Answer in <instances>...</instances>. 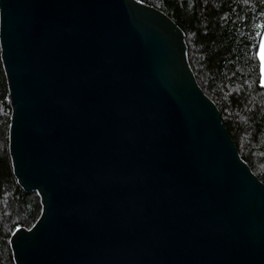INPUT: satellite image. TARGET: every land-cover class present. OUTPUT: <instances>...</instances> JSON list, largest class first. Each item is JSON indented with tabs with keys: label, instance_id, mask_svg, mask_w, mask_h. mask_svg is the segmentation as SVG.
Listing matches in <instances>:
<instances>
[{
	"label": "water",
	"instance_id": "95a60500",
	"mask_svg": "<svg viewBox=\"0 0 264 264\" xmlns=\"http://www.w3.org/2000/svg\"><path fill=\"white\" fill-rule=\"evenodd\" d=\"M9 153L41 215L15 264H264V183L139 0H0ZM264 32L258 59L264 83Z\"/></svg>",
	"mask_w": 264,
	"mask_h": 264
},
{
	"label": "trees",
	"instance_id": "16d2710c",
	"mask_svg": "<svg viewBox=\"0 0 264 264\" xmlns=\"http://www.w3.org/2000/svg\"><path fill=\"white\" fill-rule=\"evenodd\" d=\"M167 14L185 33L189 61L204 93L219 108L241 158L264 183V83L258 59L264 0H139ZM12 110L0 50V264H15L10 238L42 211L25 192L9 153Z\"/></svg>",
	"mask_w": 264,
	"mask_h": 264
},
{
	"label": "snow or ice",
	"instance_id": "6c2138e0",
	"mask_svg": "<svg viewBox=\"0 0 264 264\" xmlns=\"http://www.w3.org/2000/svg\"><path fill=\"white\" fill-rule=\"evenodd\" d=\"M261 59H264V51L261 53Z\"/></svg>",
	"mask_w": 264,
	"mask_h": 264
}]
</instances>
